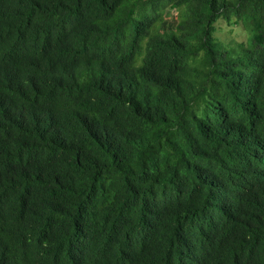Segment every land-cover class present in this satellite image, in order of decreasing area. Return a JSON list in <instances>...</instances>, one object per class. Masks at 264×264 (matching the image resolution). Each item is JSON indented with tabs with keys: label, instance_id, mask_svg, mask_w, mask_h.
<instances>
[{
	"label": "trees",
	"instance_id": "16d2710c",
	"mask_svg": "<svg viewBox=\"0 0 264 264\" xmlns=\"http://www.w3.org/2000/svg\"><path fill=\"white\" fill-rule=\"evenodd\" d=\"M0 264H264V0H0Z\"/></svg>",
	"mask_w": 264,
	"mask_h": 264
},
{
	"label": "rangeland",
	"instance_id": "374dc122",
	"mask_svg": "<svg viewBox=\"0 0 264 264\" xmlns=\"http://www.w3.org/2000/svg\"><path fill=\"white\" fill-rule=\"evenodd\" d=\"M175 14V12H173L172 13V15H174ZM220 25L224 28L225 27V23L224 22H221L220 23ZM232 36H234V37H237V39H239V40H241V39H245V33L244 32H240V31H234L233 33H232ZM220 37L221 38H227V37H229L228 36V34H226L225 33V31H222L221 33H220Z\"/></svg>",
	"mask_w": 264,
	"mask_h": 264
}]
</instances>
